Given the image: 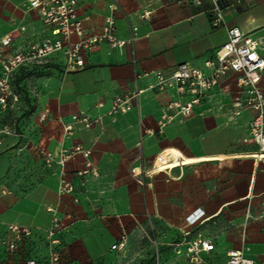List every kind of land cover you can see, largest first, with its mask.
<instances>
[{"label": "crops", "instance_id": "1", "mask_svg": "<svg viewBox=\"0 0 264 264\" xmlns=\"http://www.w3.org/2000/svg\"><path fill=\"white\" fill-rule=\"evenodd\" d=\"M77 1L87 33L100 32L109 0ZM181 1L119 0L116 36L133 44L111 53L101 44L86 53V66L77 71H67L63 53L34 68L38 107L14 125L16 134L0 142V178L9 172L14 181L0 193V220L29 228L37 247L41 238L49 239L56 217L65 227L61 239L68 258L106 259L119 253L112 247L123 229L128 246L151 225L166 234L162 242L167 238L175 247L187 232L211 240L215 250L203 253L200 264H227L231 250L264 264V159L253 157L258 145L250 125L256 113L244 107L240 75L230 73L188 116L168 108L186 103L185 97L158 87L156 73L170 74L181 64L205 70L228 40L226 28L212 25L211 0ZM221 1L227 24L251 35L264 56V0ZM47 35L27 0H0V41L13 38L11 54ZM259 86L264 91V73ZM136 90L143 93L132 111L108 115L116 97ZM76 115L101 121L90 128L74 124L67 135L64 126ZM77 146L92 151L88 175L78 174L86 169L81 154L64 169L46 164L44 153L58 157L62 148ZM155 166L164 168L149 173ZM133 171L142 172L140 181ZM26 177L29 183L23 184ZM62 179L74 193L60 192ZM201 213L190 226L189 219ZM160 264L196 263L176 247L161 254Z\"/></svg>", "mask_w": 264, "mask_h": 264}, {"label": "built area", "instance_id": "2", "mask_svg": "<svg viewBox=\"0 0 264 264\" xmlns=\"http://www.w3.org/2000/svg\"><path fill=\"white\" fill-rule=\"evenodd\" d=\"M172 1L182 2L181 0ZM187 1L196 5L201 4V0ZM211 1L213 4L212 25L215 28H226L227 42L215 51L212 58L207 60L205 70L190 67L188 64H181L170 74L156 73L158 87L160 90L175 89L180 97H185L186 103H171L168 108L188 116L230 73L239 74L238 85L247 94L244 107L256 113L250 125L251 137L258 145V151L254 154V158L263 160L264 91L260 88L259 83L264 73V56L260 53L258 42L251 35L244 33L238 27H231L227 24L222 1ZM27 7L39 12L48 35L40 43L12 54L9 51L13 38L7 36L0 41V113L17 111L21 108L22 95L14 86L15 77L21 69H34L44 66L50 62L52 56L63 53L67 71H77L86 66V53L101 44L107 45L109 53L115 49H123L128 44H133V40H121L116 36V14L120 10L119 0H109L104 27L100 32L93 34L87 33L83 23L78 19L77 0H27ZM73 36L78 37L79 41L73 42ZM142 93L143 91L136 90L127 96L116 97L108 115L115 117L117 114L132 111L135 108V102L139 101ZM47 119L48 116L43 113L40 120L45 122ZM100 121L101 118L92 120L85 115H76L72 119L73 123L66 124L64 130L67 135H72L74 124H83L90 128ZM14 134H16V129L13 125L0 124V142L3 137ZM80 154L85 157L87 162L86 169L78 174L85 176L93 170L91 150L81 146L72 149L62 148L58 157L51 153H44L43 157L48 166L57 164L64 169L68 161ZM162 168L164 167L155 166L149 173L158 172ZM94 175L97 176L98 173L94 172ZM132 175L136 180H139L136 177L142 175V172L137 175L133 171ZM60 192L72 194L75 192V187L62 179ZM202 217V213L193 215L189 219V225L195 226ZM64 230L63 222L54 217L48 239L50 247L48 264H61L63 261L64 243L61 234ZM1 234L5 236V244L9 253L14 254L18 251L21 243L31 237L32 232L29 228L18 225H5L0 220V236ZM127 242L128 234L123 229L119 241L112 247V250L123 251ZM176 247L180 252L183 251L191 262L196 264L201 263L203 253L215 250V245L211 240L192 237L190 232L185 233V239L179 242ZM28 264L37 263L36 261H29ZM227 264H255V262L246 256L245 251L231 250L228 252Z\"/></svg>", "mask_w": 264, "mask_h": 264}, {"label": "rangeland", "instance_id": "3", "mask_svg": "<svg viewBox=\"0 0 264 264\" xmlns=\"http://www.w3.org/2000/svg\"><path fill=\"white\" fill-rule=\"evenodd\" d=\"M31 71L21 72L20 80L17 76L16 87L23 93L24 99L22 100L21 110L8 111L5 113H0V124L4 125H15L18 127V123L31 110L38 107V101L40 100V91L31 82V79L35 73V70L29 69ZM38 70V69H37ZM16 79V77H15ZM15 81V80H14ZM16 127V128H17ZM18 132L20 130L18 129ZM23 139H26L23 138ZM27 140V139H26ZM2 155L0 159V164L2 167ZM13 158H11V161ZM12 165L9 171H12ZM21 180V179H20ZM1 192L3 187L10 189L13 185V178L10 177V173L6 174V177L1 176ZM18 182V180H16ZM23 184L29 183V178H23ZM165 235L158 233L157 229L149 225L148 228L140 229V235L134 243H129L126 248L119 253H110L106 259L91 261L75 259L72 257H63L61 264H160L161 254L165 251L175 250L174 241H168L164 238L162 242L161 238ZM5 236L1 234L0 236V264H28L29 261H36L37 264H48L49 261V240L42 239V245L37 247L34 242L30 239L21 243L19 249L16 253L11 254L8 251L7 245L5 244ZM42 247V248H41ZM14 257L16 259H14ZM190 261V260H189Z\"/></svg>", "mask_w": 264, "mask_h": 264}, {"label": "trees", "instance_id": "4", "mask_svg": "<svg viewBox=\"0 0 264 264\" xmlns=\"http://www.w3.org/2000/svg\"><path fill=\"white\" fill-rule=\"evenodd\" d=\"M28 71H31V70H29V69H27V68H24V69H21L20 71H19V73L16 75V79H15V81H14V86L16 87V85H15V83L17 82V76H19V80H20V78H21V76H20V73L21 72H28ZM33 71V70H32ZM16 89L18 90V92L22 95V100L24 99V95H23V93L16 87ZM31 111H33V110H31ZM30 111V112H31ZM30 112L29 113H27V114H25V116H23V118H26L27 116H29V114H30ZM22 119V118H21Z\"/></svg>", "mask_w": 264, "mask_h": 264}, {"label": "bare ground", "instance_id": "5", "mask_svg": "<svg viewBox=\"0 0 264 264\" xmlns=\"http://www.w3.org/2000/svg\"><path fill=\"white\" fill-rule=\"evenodd\" d=\"M254 157V156H253ZM166 159V158H165ZM175 165V164H174ZM180 165V164H179Z\"/></svg>", "mask_w": 264, "mask_h": 264}]
</instances>
